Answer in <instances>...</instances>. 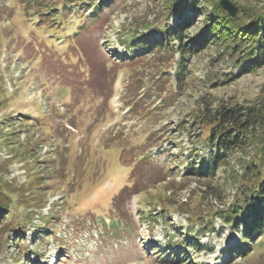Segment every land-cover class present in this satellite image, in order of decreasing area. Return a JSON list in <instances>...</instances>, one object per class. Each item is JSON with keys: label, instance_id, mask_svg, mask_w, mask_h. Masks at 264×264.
<instances>
[{"label": "rangeland", "instance_id": "obj_1", "mask_svg": "<svg viewBox=\"0 0 264 264\" xmlns=\"http://www.w3.org/2000/svg\"><path fill=\"white\" fill-rule=\"evenodd\" d=\"M230 1L245 16L264 0ZM178 22L170 0H0V264H264V233L242 254L222 217L245 210L256 145L187 174L209 154L207 106L255 107L264 129V67L240 75L210 46L178 83L179 55L126 45Z\"/></svg>", "mask_w": 264, "mask_h": 264}, {"label": "trees", "instance_id": "obj_2", "mask_svg": "<svg viewBox=\"0 0 264 264\" xmlns=\"http://www.w3.org/2000/svg\"><path fill=\"white\" fill-rule=\"evenodd\" d=\"M170 1L179 19L176 26H164L159 39L147 34L137 35L126 45L147 50L145 54L157 50L162 53L172 51V57L179 55L175 67L178 83L186 79V56L198 54L210 46L223 48L240 68V75L256 73L264 67V1L260 9L234 18L222 9L220 0ZM188 12H193L194 16L188 17ZM200 15H203V22L197 34H188ZM174 42H177L176 46ZM257 112L255 107L218 105L213 110L207 106L199 118L211 128L205 141L209 154L199 166L193 162L187 169L189 175L212 176L234 151H247L245 146L249 141L256 145L253 157L241 164L243 172L235 180L245 210L241 217L237 209L222 216L226 225L238 233L242 232L245 243L240 248L242 254L246 252L248 242H254L264 233V134L260 136L256 132V129H264L259 126L261 121ZM182 244L187 245L185 242Z\"/></svg>", "mask_w": 264, "mask_h": 264}, {"label": "water", "instance_id": "obj_3", "mask_svg": "<svg viewBox=\"0 0 264 264\" xmlns=\"http://www.w3.org/2000/svg\"><path fill=\"white\" fill-rule=\"evenodd\" d=\"M220 6L224 11L228 13L231 17H236L239 9L237 6H235L230 0H220Z\"/></svg>", "mask_w": 264, "mask_h": 264}]
</instances>
